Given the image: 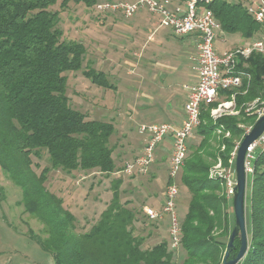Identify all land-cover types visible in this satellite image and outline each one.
Listing matches in <instances>:
<instances>
[{
	"label": "trees",
	"instance_id": "obj_1",
	"mask_svg": "<svg viewBox=\"0 0 264 264\" xmlns=\"http://www.w3.org/2000/svg\"><path fill=\"white\" fill-rule=\"evenodd\" d=\"M56 1L0 0V170L20 188L18 203L23 211L42 224L45 236H35L36 241L51 254L53 264H222L228 241L221 238H229L232 229V200L223 180L211 177L210 169L218 161L229 165L231 152L256 115L241 109L238 116L213 120L209 110L217 100L201 106L195 129L200 140L196 145L187 144L178 175L190 194L181 220L180 244L185 252L181 261H175V250L167 241L143 247L144 237L133 234L135 222L145 220L120 201V179H116L112 198L96 222L78 232L76 216L64 206L62 197L45 186L48 172H114L109 140L115 127L112 121L87 119L69 103L64 72L81 69L86 49L81 41L62 38L59 12L50 9ZM72 1L88 7L96 3ZM68 2L62 0L60 7ZM208 6L222 31L248 39L261 34V26L241 1L212 0ZM238 66L250 76L235 94L240 107L264 96V53L252 52L242 57ZM83 75L97 86L114 88L107 75L92 65H87ZM233 93L222 90L219 98L229 99ZM42 151H46L49 165L36 173L32 155L40 156ZM252 168L245 194L248 249L238 264H264V144L255 149ZM170 181L167 178L166 184ZM239 246L237 235L229 257L236 255Z\"/></svg>",
	"mask_w": 264,
	"mask_h": 264
},
{
	"label": "rangeland",
	"instance_id": "obj_2",
	"mask_svg": "<svg viewBox=\"0 0 264 264\" xmlns=\"http://www.w3.org/2000/svg\"><path fill=\"white\" fill-rule=\"evenodd\" d=\"M61 1L57 0L50 9L59 12L58 27L62 30V38L81 41L86 49L81 69L64 72L67 78L66 95L70 105L82 111L87 119L113 122L115 130L109 143L113 147L112 156L116 169L109 175L98 170H74L67 173L61 169H50L45 186L49 191L62 197L64 206L76 216V230L83 232L88 230L99 218L100 213L112 198L116 179H120L121 184L118 187L120 201L127 202V207L133 208L137 216L141 220H145L144 222H142L143 220L135 222L133 234L144 237L143 247H151L160 241H167L168 246L171 247L167 218L151 221L144 218L143 215L144 206L159 209L162 204V189L165 188L167 174L163 164V167L160 165L161 167L158 166L159 170H156L159 181L153 179L151 167L146 174L130 175L122 173L120 170L125 162L131 161L142 153L145 137L138 133L139 125L152 123L180 125L183 116H181L180 110L175 109L176 113L174 109L168 107L169 102H165L168 88H163L164 93L157 94V112L149 110L135 112L130 105L122 101L126 97L124 91L126 82H130L131 79H127L125 71H121L120 66L118 67L121 55L117 49V29L111 28V25H107L104 21L101 22L103 14L97 13L93 7L69 0L67 5L61 8ZM100 1L102 0H96V2ZM218 33L214 44L218 51L244 41L243 38L239 39L241 38L240 33L228 34L222 33L221 30ZM172 40L174 42H168L165 46L170 49L178 48L175 45L176 39L172 37ZM150 46L156 47V44ZM87 65H92L95 69L105 72L109 81L113 85L116 84L117 89L109 90L93 84L83 75V70L87 68ZM245 66L247 65L245 64ZM133 79L135 80V78ZM161 81L165 86L173 84L171 85L174 86L172 92L177 97H182L185 94L184 86L189 83L179 74L168 75V73L161 77ZM234 92L229 99H225V97L217 99L215 106L209 110L213 120L223 115L238 116L239 110L244 109L246 104L255 100L238 107L235 100L238 90ZM173 119L176 120L173 121ZM199 140L200 137L194 129L187 139V144L196 145ZM155 159L156 152L154 161ZM32 160L36 173H40L44 166L49 165L46 151H42L40 156L32 155ZM179 177L177 176L176 179L179 195L175 212L181 222L190 194L181 184ZM249 178L250 175H247V181ZM247 181L246 191L249 187ZM224 186L226 195L229 200H232L230 187L233 186V181L230 186L225 183ZM153 193L155 195H152ZM20 199V188L0 170V264H53L51 254L44 251L35 238V236H45L42 224L35 217L23 211L22 205L18 203ZM245 215L248 232L249 207L247 202ZM229 219L231 229L234 222L232 205L229 208ZM221 240L227 242L228 237L221 238ZM172 249L175 250V261H181L185 255L181 244Z\"/></svg>",
	"mask_w": 264,
	"mask_h": 264
},
{
	"label": "built area",
	"instance_id": "obj_3",
	"mask_svg": "<svg viewBox=\"0 0 264 264\" xmlns=\"http://www.w3.org/2000/svg\"><path fill=\"white\" fill-rule=\"evenodd\" d=\"M211 1L184 0V4L180 5L174 4L172 0H102L93 5V9L97 13L119 14L126 18L133 16L140 9H146L151 14L156 15L159 24L169 28L174 35L196 34L197 37L196 54L193 60L198 79L196 82L187 83L184 86L186 100L183 104L181 124L152 123L139 125L138 133L145 137L142 153L131 161L125 162L120 170L122 173L130 175L146 174L154 162L157 146L166 137H170L171 148L167 178L171 181L165 185L162 204L159 209L144 206L143 213L151 221L167 218L171 248H177L181 243V222L175 212L179 195L176 179L186 159L187 139L199 124L201 106L216 101L222 90H233V92L239 90L243 79L250 77L242 68H239L240 59L248 57L252 52L264 53V0H247L244 5L247 12L261 26V34L252 41L232 47L222 53L216 52L214 47L221 26L212 9L208 6ZM244 111L255 114L256 118L264 114V96L246 104ZM262 144H264V133L246 150L244 160L246 177L253 172L252 161L255 149ZM237 146L230 154L228 166H222L221 162L218 161L210 169L211 177H218L229 186L233 181V186L230 187L232 195L235 185L233 166Z\"/></svg>",
	"mask_w": 264,
	"mask_h": 264
},
{
	"label": "crops",
	"instance_id": "obj_4",
	"mask_svg": "<svg viewBox=\"0 0 264 264\" xmlns=\"http://www.w3.org/2000/svg\"><path fill=\"white\" fill-rule=\"evenodd\" d=\"M239 1L243 5L247 2V0ZM172 2L180 5L184 4V0H172ZM101 17V22L104 21L107 25L110 24L111 28L117 29V49L121 55L119 57L118 67L120 66L121 71H125V77L127 76V79H131L130 82H126L124 87L126 97L122 101L130 105L135 112L142 110L157 112V94L163 92V88H168L169 91L166 93L165 102H169L168 107L170 109H174V111L180 110L181 116H183V104L186 100V92L182 97L175 96L172 92L174 86H171L173 84L165 86L164 82L161 81V77L166 73L168 75L179 74L184 77L185 81H189V83L197 81L198 74L194 69L195 62L193 60L196 54V34L176 36L169 28L161 26L158 17L146 9H140L133 16L127 18L119 14H103ZM172 37L176 39L175 45L178 47L176 49H170L165 46L168 42H174ZM257 37L256 35L254 38L248 39L241 36L239 39L242 40L243 38V43L233 44L219 51L216 48L215 50L218 53H222L227 49L243 45ZM151 44H156V47L150 46ZM106 89L116 90L117 86L114 84V88ZM174 106L176 107L174 108ZM170 148L171 140L169 136L157 146L156 159L150 166L154 180L159 181L156 175V170H159L158 166H162L163 164L167 173ZM165 180L167 181V174ZM163 192L164 190L162 189V198ZM152 195H155V193Z\"/></svg>",
	"mask_w": 264,
	"mask_h": 264
},
{
	"label": "water",
	"instance_id": "obj_5",
	"mask_svg": "<svg viewBox=\"0 0 264 264\" xmlns=\"http://www.w3.org/2000/svg\"><path fill=\"white\" fill-rule=\"evenodd\" d=\"M264 133V114L259 116L250 130L242 137L236 149L234 160L235 185L232 195V210L234 215V224L231 229L227 246L222 259V264H238L248 249V237L246 229L245 215V194H246V172L244 160L248 146L255 142ZM239 235L240 246L235 256L229 257L230 249L233 246L235 237Z\"/></svg>",
	"mask_w": 264,
	"mask_h": 264
}]
</instances>
